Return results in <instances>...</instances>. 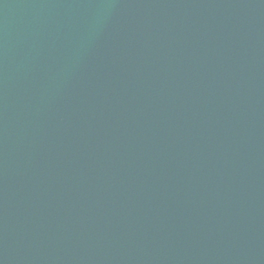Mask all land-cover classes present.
Returning <instances> with one entry per match:
<instances>
[{
	"label": "water",
	"instance_id": "obj_1",
	"mask_svg": "<svg viewBox=\"0 0 264 264\" xmlns=\"http://www.w3.org/2000/svg\"><path fill=\"white\" fill-rule=\"evenodd\" d=\"M0 264H264V0H0Z\"/></svg>",
	"mask_w": 264,
	"mask_h": 264
}]
</instances>
